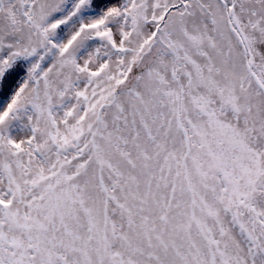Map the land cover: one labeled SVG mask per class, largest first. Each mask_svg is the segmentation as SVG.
Listing matches in <instances>:
<instances>
[{
    "label": "snow or ice",
    "instance_id": "6c2138e0",
    "mask_svg": "<svg viewBox=\"0 0 264 264\" xmlns=\"http://www.w3.org/2000/svg\"><path fill=\"white\" fill-rule=\"evenodd\" d=\"M0 264H264V0H0Z\"/></svg>",
    "mask_w": 264,
    "mask_h": 264
}]
</instances>
